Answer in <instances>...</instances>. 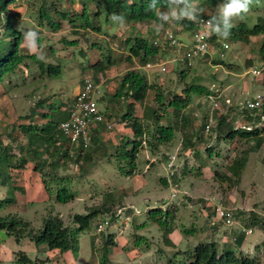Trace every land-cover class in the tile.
I'll return each mask as SVG.
<instances>
[{"label": "rangeland", "instance_id": "374dc122", "mask_svg": "<svg viewBox=\"0 0 264 264\" xmlns=\"http://www.w3.org/2000/svg\"><path fill=\"white\" fill-rule=\"evenodd\" d=\"M81 1L16 0L9 6L8 11L14 16L15 27L23 34L20 52L36 55L48 64L60 65L61 73L58 76L48 75L41 71L34 59L26 58L14 72L4 75L0 83V140L13 147L15 161L20 159L18 148L26 144L20 125L32 122L41 125L45 122L40 114L30 117L31 110L37 108L39 101L44 104L37 111L45 112L49 110L50 103L66 101L75 94L76 86L80 85L84 77H95L102 83L104 94L100 99V107L112 113L114 127L99 130L97 139L100 147L95 153L92 151L91 161L82 162L79 167L74 164L66 167L60 163L56 172H52L47 165L46 172L63 180L61 182V179L59 181L55 177L51 180V176H46L49 192L32 161L22 170H11L9 182L0 186V199L8 195L13 196L15 202L0 209V216L15 215L27 221L29 228L37 230L46 217L57 215L64 225L74 228V215L99 207L106 194L110 193L115 198V204L111 214L99 215L93 220L90 229L78 235L76 253L71 250L60 253L48 250L45 245L36 247L28 238L17 241L14 236H7L1 247L0 264H21L17 259L20 251L31 259H36L39 264H100L104 234L109 233L114 235L115 244L109 249L108 264H178L182 256L177 251L189 249L200 241L210 240L212 231L207 227L217 220L215 215L209 216L215 203L243 211V215L235 216L234 220V223L241 226L248 222L250 211L264 218V142L260 149L249 154L236 186H230L227 180L220 179L215 174L226 172V165L244 146L239 145L237 139L231 141L218 137L213 128L208 131L200 129L201 140L194 150L182 148L185 130L190 133L198 128L202 117H211L213 125L214 113L216 117L221 113H229V119L231 116L236 117L238 105L260 90L259 82L246 71L253 64L264 60V34L250 37L248 43L230 41L217 35L229 41V48L223 58L225 63L218 66L213 67L208 62L197 59L192 61L190 67L173 64L163 72L155 68L144 69L138 58L127 59L128 51L123 43L125 38L137 34L152 37L168 27L176 34L185 36L187 34L179 30L181 25L175 20H169L125 22L121 26L112 19L106 23L102 16L99 31L80 29L75 33L66 20H60V28L54 31L47 21L40 19L41 6L46 11L67 10L73 13L82 10ZM223 2L225 0H216L214 5H210L205 4V0H198V5L204 9L201 14L210 17L217 15L218 6ZM93 8L89 4L91 12ZM258 17L264 18V0H254L249 11L243 16L234 17L232 24L245 21L251 26L257 23ZM53 20L58 21V15H53ZM94 22L96 27V18ZM29 31L36 33L31 41L35 47L29 46ZM107 55L111 56L113 64L106 62L104 58ZM98 61L104 63L105 71L95 69L94 65ZM129 69L140 71L149 83L157 84L165 103L173 94L181 95L187 84L199 83L219 95V105L212 110L213 96L193 95L190 105L184 110L191 117L192 123L185 128L179 127L170 142L156 143L155 147L143 144L137 155L135 172L127 176L113 156L114 145L122 143L124 137H133L131 129L119 121L126 103L121 98L113 101L109 99L118 86L120 77ZM154 96V91L149 89L143 102L137 104L134 111L135 115L144 116L142 121L146 127L152 125L149 110L154 104ZM164 107L165 110L158 111L162 117L170 112L169 107L165 104ZM65 116V111L57 110L49 118L59 120V117L61 119ZM169 119L174 122L176 118L170 115ZM241 124H244L243 120L234 123L235 127ZM209 146L213 147L211 155L206 151ZM168 156H173L175 163L171 178H168L166 169ZM122 166L127 167L126 164ZM65 182L75 193V198L67 203H59L55 200V192ZM173 189L176 197L167 203ZM118 207H125V215H130L127 222L116 220L115 212ZM151 207L176 209L174 229L168 235L170 244L165 242L162 227L149 218L147 212ZM99 222L104 224V230L96 233ZM251 228L252 233L246 236L240 250L243 254L257 257L264 264V226L257 223ZM222 235L221 232H215L214 235L220 245L224 238ZM92 237L94 248L91 247ZM233 247L238 251L236 246Z\"/></svg>", "mask_w": 264, "mask_h": 264}, {"label": "trees", "instance_id": "16d2710c", "mask_svg": "<svg viewBox=\"0 0 264 264\" xmlns=\"http://www.w3.org/2000/svg\"><path fill=\"white\" fill-rule=\"evenodd\" d=\"M16 0H0V83L3 81L4 75L14 72V70L23 64L26 58L34 59L38 64L42 72L48 75L58 76L61 73L60 65L48 64L37 58L36 55H25L20 52L21 42L23 34L15 27L14 16L8 11L9 6ZM45 0H43L44 2ZM254 0H252L253 3ZM82 10L78 12H69L67 10L60 11L55 10L53 13L58 15L59 20H53V14L51 11H46L44 6L39 8L40 19L47 21V24L51 25L54 31L60 28V20H66L71 27L72 31L77 33L80 29L83 30H100L101 17H105V22L109 23L114 14L121 15L124 21L127 23L132 22H160L159 12L168 11L169 8L166 4V0H158V6L156 9L148 10L149 0H82ZM216 0H205V4L214 5ZM89 4L94 6L93 12L89 10ZM54 5V2L51 4ZM250 7V6H249ZM10 14V15H9ZM17 14V13H16ZM242 13L240 16H243ZM200 16L208 15L201 14ZM96 18V27L94 19ZM164 22V21H163ZM182 27V31L190 32L194 29V21L188 19H181L176 21ZM217 22V21H216ZM167 27V26H166ZM264 34V18L258 17L257 23L249 26L245 21H238L230 30V35L227 38L230 41H241L248 43L250 37ZM216 34H211L210 39L213 41L216 39ZM184 40V39H182ZM186 41V40H184ZM128 51L127 59L138 58L141 66L150 61L158 53V47L153 45L150 37H146L140 34L128 36L123 41ZM110 55L105 56V60L108 64H113L110 59ZM223 60H215L214 64H224ZM190 67V64H184ZM96 70L100 72L105 71V65L102 61H98L95 65ZM96 81L97 78L93 77ZM149 89H152L155 93L154 104L152 105L150 112V119H152V125L146 127L142 121V117L135 115L134 111L136 105L142 103L146 97ZM193 95L202 96H215L216 93L207 86L199 83L187 84L181 95L173 94L168 98V102H164V97L160 91V87L155 83H149L146 76L140 71L135 69L127 70L119 79L118 86L111 94L109 101L114 99H123L125 102V110L119 115V121L124 123L126 127L131 129L132 138L124 137L122 143L114 145L115 158L118 160L119 167L124 173L129 176L134 174L136 167V160L139 150L143 144L156 146V143H166L173 140L175 131L179 127L185 128L192 123L191 117L187 115L184 110L190 105ZM105 96V95H104ZM37 108L43 107L44 102L39 101ZM166 107L170 108L169 113H165L166 117L159 115V110H165ZM64 102L58 104L52 102L48 105V111L31 110L30 117L34 115H41L45 119L41 125L35 123H28L20 125L23 134L26 137V144L20 146L21 157L15 161L13 147L3 144L0 140V186L7 184L11 178V170H22L26 164L30 161L34 163V168L40 173L42 182L47 192L50 191L48 180L46 176H51V180L55 179L60 181L61 177L56 175H50L45 171V167L48 165L52 172H56L60 163L65 164L67 167L69 164H74L79 167L83 162H89L92 160V151L95 153L97 148L100 147L97 138H99V130L96 129L91 138V145L84 149L81 146H75L70 143L69 139L60 134L58 130V124L64 118L59 117V120L49 118L50 114L54 111L61 110ZM66 112V111H65ZM108 117H112V113L103 111ZM175 116L174 122H171L169 117ZM229 115V113H228ZM227 114L221 113L215 117V124L210 128L214 129L218 134V137H223L228 140H235L239 142V145H244L226 165V172H216L220 179L227 180L230 186L238 185L240 181V175L249 159V154L261 148L264 142V106L261 112L258 114L250 113L248 110H239L237 107V116H231L230 119ZM210 117L205 115L202 117L201 123L198 128H195L192 132L185 130L182 138V148L194 150L197 142L201 140L200 129H205ZM238 120H243L244 124L235 127L234 123ZM245 125L247 127H243ZM103 128V126H99ZM238 145V146H239ZM91 149V152L89 151ZM206 151L208 155L213 152V147H207ZM28 155L30 159L26 157ZM48 155V156H47ZM48 158V159H47ZM126 164V168L122 166ZM166 183V179H162ZM63 182V180L61 181ZM75 193L70 190L68 184L62 183L57 187L55 192V200L59 203H67L74 200ZM189 200L190 199L188 198ZM115 198L108 193L105 196V200L99 207L86 209V213H76L73 221L76 227L69 228L64 225L59 216H48L43 222L42 226L33 230L29 228L27 221L18 218L15 215L0 216V252L4 239L7 236H14L17 241L23 238H28L34 243L36 247L45 245L48 250H57L60 253L71 250L76 253L78 250V235L88 229L94 219L99 215H109L112 213V208L115 204ZM200 200V199H199ZM201 201V200H200ZM15 198L13 196H6L0 199V209L7 205L13 204ZM224 205V204H223ZM231 210L233 214V220L235 216L243 215V211L232 209L224 205ZM175 210L173 208L162 209L161 207L150 208L147 212L149 218L156 222L163 229V237L165 242L170 244L168 235L173 231V221L175 219ZM215 215L214 207L210 215ZM248 222H245L244 226L238 225L233 222L229 227L221 226L220 221L217 219L215 223H211L212 233L210 240L200 241L189 249L177 251L182 256V260L178 264H263L257 257L249 256L241 252V247L248 234L243 231L244 228L252 227L257 223L264 226V218H261L253 211L248 213ZM98 225V223H97ZM236 225L238 228H236ZM194 229H192L193 231ZM191 232V231H187ZM215 232H221L223 235L222 245L214 239ZM94 236V235H93ZM234 238V239H233ZM229 240V241H228ZM94 238H91V247L94 248ZM114 235L112 233L104 234L103 246L101 248L100 264H108V253L110 247L114 246ZM233 246L238 248L235 249ZM18 261L21 264H39L36 259H31L27 254L20 251L18 252Z\"/></svg>", "mask_w": 264, "mask_h": 264}, {"label": "built area", "instance_id": "2783aa9c", "mask_svg": "<svg viewBox=\"0 0 264 264\" xmlns=\"http://www.w3.org/2000/svg\"><path fill=\"white\" fill-rule=\"evenodd\" d=\"M199 19L207 21L209 18L201 16ZM210 36L207 34L206 26L202 22H195L194 29L186 41L177 38L171 28H165L152 38V43L158 47V53L146 62L142 68H155L163 72L167 71L173 64H190L195 59H207L209 63L213 59H223L226 50L229 48V43L219 37L212 41ZM246 73L258 81L261 87L260 90H257L240 103L238 107L240 111L246 109L251 114H258L264 106V60L249 67ZM103 94V85L100 81H96L93 77H84L78 91L64 102L63 108L67 113V117L59 122L58 130L61 135L69 139L71 144L86 149L91 145L92 135L96 129H99L100 125L107 130L114 127L112 117H108L103 112L104 110L100 108V99ZM212 99L211 108L215 110L219 105V95L216 94ZM212 126L213 120L210 117L205 130H210ZM166 169L168 178H171L175 169L173 156H168ZM175 197L176 191L173 189L167 203H170ZM213 207L215 216L220 221L221 226L229 227L233 224V214L230 209L219 202L215 203ZM124 210L125 207L116 209L117 221L124 223L130 218V215H125ZM95 230L96 233H101L104 230V224L99 222ZM243 231L245 234H250L252 228H244Z\"/></svg>", "mask_w": 264, "mask_h": 264}, {"label": "clouds", "instance_id": "9594fccd", "mask_svg": "<svg viewBox=\"0 0 264 264\" xmlns=\"http://www.w3.org/2000/svg\"><path fill=\"white\" fill-rule=\"evenodd\" d=\"M158 4H159L158 0H149L148 10L156 9ZM166 4H167L169 10H168V12H161L160 13L159 19L161 21H164V22H167L169 20L179 21L181 19L186 18L188 20L194 21V24H195V22H202L206 26L208 35L216 34V35H218L224 39H227L230 35V30L233 27L232 19L234 17L240 16L242 13H247L249 11V6L252 4V0H225V2L221 3L218 6L217 15H211L210 17H208L209 19L207 21H202L199 19V17H201L200 14L204 12V9L199 7L198 0H166ZM178 5H183V7L178 8L177 7ZM217 17H219V22H216ZM112 20L114 22H117L121 26H123L125 23L124 18L121 15L114 14L112 16ZM160 26L162 27V25H160ZM179 30H182L181 26H180ZM162 31L163 30H160L158 33L162 32ZM191 31L189 33L186 32L187 35H185V36H180L179 34H176V32H174V31H173V33L176 35L177 38L187 40L190 37ZM155 35L150 37L151 42H152V38ZM35 36H36V33L34 31H29L27 33V37L29 38V41H30V43H29L30 47H35V44L31 42L32 38ZM227 42L229 43V41H227ZM195 60H197V59H195ZM199 60H203V61L208 62L207 59H199ZM215 60H223V59H213L211 61V63L208 62V64L210 66H213V67L221 65V64H214ZM175 65H181V64H175ZM69 98L70 97H68L67 99H69ZM63 102H65V101H63ZM63 107H64V105H63ZM102 129H104V128H102Z\"/></svg>", "mask_w": 264, "mask_h": 264}, {"label": "crops", "instance_id": "0c3cea01", "mask_svg": "<svg viewBox=\"0 0 264 264\" xmlns=\"http://www.w3.org/2000/svg\"><path fill=\"white\" fill-rule=\"evenodd\" d=\"M258 63V62H257ZM257 63H255V64H253V65H256ZM78 89H79V86H76V88H75V91H74V93H76L77 91H78ZM101 128H99L98 130H100ZM207 228H209L211 231H212V226L211 225H209ZM246 239V238H245ZM245 241V240H244ZM242 248V247H241Z\"/></svg>", "mask_w": 264, "mask_h": 264}]
</instances>
